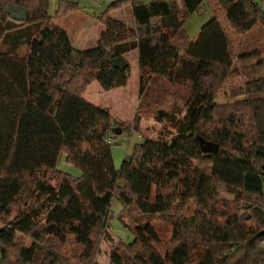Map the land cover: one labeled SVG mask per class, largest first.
Returning <instances> with one entry per match:
<instances>
[{"label":"trees","instance_id":"1","mask_svg":"<svg viewBox=\"0 0 264 264\" xmlns=\"http://www.w3.org/2000/svg\"><path fill=\"white\" fill-rule=\"evenodd\" d=\"M48 3L0 0V44L27 29L24 54L0 52V264H96L114 199L123 212L143 215L141 209L170 206L177 219L159 216L175 227L166 248L150 219L134 224L131 239L112 249L110 264H264V41L255 30L264 29L262 4L111 1L99 16L97 45L79 50L55 22L76 12L77 3L60 0L54 15ZM124 3L132 28L109 14ZM204 3L213 15L192 41L184 24ZM7 5L26 6L27 21L12 20ZM134 48L141 91L164 79L184 92V111H159L155 119L174 135L135 144L118 169L108 143L116 121L83 92L95 82L104 91L126 87L129 65L120 71L112 61ZM229 76L244 82L230 87L225 106L232 109L220 117L216 91ZM199 138L218 151H202ZM62 156L78 176L57 167ZM185 160L199 174L192 214L180 199ZM219 185L236 200L231 208L218 199ZM147 191L145 208L138 201Z\"/></svg>","mask_w":264,"mask_h":264},{"label":"rangeland","instance_id":"2","mask_svg":"<svg viewBox=\"0 0 264 264\" xmlns=\"http://www.w3.org/2000/svg\"><path fill=\"white\" fill-rule=\"evenodd\" d=\"M60 0H49L47 11L51 15H54ZM117 0H73L77 3L78 9L76 12H70L67 16L62 18L58 17L55 22L60 24L64 28L67 36L70 37V42L75 49L79 50H92L97 45L98 40L101 37V32L104 26L99 22V16L106 12L107 5L109 2ZM262 4L264 9V0H256ZM219 9V8H218ZM213 6L212 4L204 3L197 12L189 15L186 20L185 30L188 32L191 40H195L198 37L199 29L202 24L207 23L211 16ZM220 10V9H219ZM217 17L220 18L222 26L230 30L227 20L220 11ZM109 14L112 20L122 21L126 24V27L132 28L134 26V21L132 19V11L128 4H123L119 10H109ZM22 28V27H21ZM27 29L23 27L20 31L13 33L6 37L0 44V52L6 51L14 54H24L26 48V38L25 32ZM256 34L261 35L262 41H264V29L255 28ZM22 33V35H21ZM231 37V35H230ZM235 40V38H232ZM264 43V42H263ZM264 53V45L262 48V54ZM124 58L129 63L131 78H129L128 84L122 89H112L109 91H104L98 82L90 84L87 86L83 92V97L89 100L92 104L96 106H101L105 108L108 112H111L113 119L116 121L117 132L112 136L113 145L111 146L112 160L115 168L120 169L121 163L125 156L132 153V147L139 143L144 142L145 139H158L159 135H164L167 139H171L174 135V130H172L166 121L157 122L155 119L159 111L168 110V112L183 110L182 102L184 92L177 90V88L168 84L164 79L156 82H150L148 88L141 91L140 85L138 84L139 72L138 65L139 61L137 59V53L134 49L128 53H125ZM242 77H228L226 83L220 88H217V102H219V116L227 114L232 106H225L227 103L226 93L229 94L230 87H238L242 84ZM115 141V142H114ZM65 156L59 159L57 167L66 174L71 176H78L79 169L76 166L69 165L65 163ZM196 165L191 161L185 160L183 162V167L181 168V180H180V199L187 203L182 206L185 213L192 214V208L195 205V192H196V181L198 180L199 174L196 170ZM220 187L218 191V199L221 203L230 202L229 208L236 204V200L231 198L228 194L223 191V187ZM150 192V191H147ZM144 193L139 198L141 206L147 208L143 202L149 201V198L144 196L151 195L150 193ZM144 197V198H143ZM150 197V196H149ZM159 209V210H158ZM142 210L146 215L138 214L135 212H123V206L118 202L117 199L112 201V222H109L111 229L106 231V234L100 237V248L97 249V254L95 255L96 264H110L111 251L116 247L118 241H128L131 239L132 235L129 232V228H133L134 224L140 223L144 219L153 223V225L158 229L160 238L162 240L161 248H166L170 243L172 238V232L175 227L171 224L170 220L161 219L160 215L171 216L174 220L176 217V208L170 206L158 207L151 206L150 210ZM121 216V217H120ZM172 219V220H173ZM125 228H128L125 229ZM134 229V228H133Z\"/></svg>","mask_w":264,"mask_h":264},{"label":"water","instance_id":"3","mask_svg":"<svg viewBox=\"0 0 264 264\" xmlns=\"http://www.w3.org/2000/svg\"><path fill=\"white\" fill-rule=\"evenodd\" d=\"M6 12L9 14L12 20H17L21 22L27 21L28 12L26 9V6H13V5H7ZM115 68L121 70H124L125 67L128 64L127 60H125L123 57L116 58L112 61ZM119 132H116L118 134ZM199 147L202 151L208 152V153H216L219 149L217 144L208 143L204 138H199Z\"/></svg>","mask_w":264,"mask_h":264},{"label":"crops","instance_id":"4","mask_svg":"<svg viewBox=\"0 0 264 264\" xmlns=\"http://www.w3.org/2000/svg\"><path fill=\"white\" fill-rule=\"evenodd\" d=\"M134 51H136V53L138 52V49L137 48H134ZM90 86V85H89Z\"/></svg>","mask_w":264,"mask_h":264},{"label":"built area","instance_id":"5","mask_svg":"<svg viewBox=\"0 0 264 264\" xmlns=\"http://www.w3.org/2000/svg\"><path fill=\"white\" fill-rule=\"evenodd\" d=\"M111 142H112V139H109V140H108V143H111Z\"/></svg>","mask_w":264,"mask_h":264}]
</instances>
